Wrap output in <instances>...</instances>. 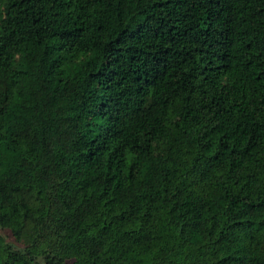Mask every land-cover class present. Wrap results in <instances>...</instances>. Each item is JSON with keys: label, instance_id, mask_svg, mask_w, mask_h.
I'll return each instance as SVG.
<instances>
[{"label": "trees", "instance_id": "1", "mask_svg": "<svg viewBox=\"0 0 264 264\" xmlns=\"http://www.w3.org/2000/svg\"><path fill=\"white\" fill-rule=\"evenodd\" d=\"M0 229V264H264V0H0Z\"/></svg>", "mask_w": 264, "mask_h": 264}, {"label": "rangeland", "instance_id": "2", "mask_svg": "<svg viewBox=\"0 0 264 264\" xmlns=\"http://www.w3.org/2000/svg\"><path fill=\"white\" fill-rule=\"evenodd\" d=\"M68 56H70V54ZM77 56H79L78 53H72V56H70L69 59L66 61V64H65L63 71L67 72L68 69H71L74 66V62L76 60L75 57H77ZM0 233L6 235L8 240L12 241L14 239L13 236L6 230L0 229Z\"/></svg>", "mask_w": 264, "mask_h": 264}]
</instances>
